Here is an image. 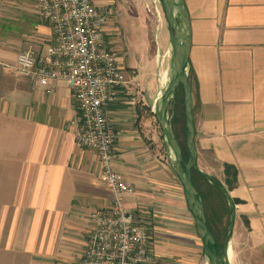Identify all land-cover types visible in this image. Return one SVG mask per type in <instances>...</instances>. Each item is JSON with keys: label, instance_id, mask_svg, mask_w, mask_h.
I'll return each mask as SVG.
<instances>
[{"label": "crops", "instance_id": "crops-1", "mask_svg": "<svg viewBox=\"0 0 264 264\" xmlns=\"http://www.w3.org/2000/svg\"><path fill=\"white\" fill-rule=\"evenodd\" d=\"M185 3L198 162L226 188L236 174L228 191L232 244L240 259L264 264V0ZM51 40L35 0H0V264H82L90 214L112 204L96 152L76 142L71 88L57 80L51 90L16 70L19 52L44 51ZM136 81L109 108L118 133L114 168L133 187L125 203L149 225L152 264H205L184 187L154 125L165 81L148 99Z\"/></svg>", "mask_w": 264, "mask_h": 264}, {"label": "built area", "instance_id": "built-area-1", "mask_svg": "<svg viewBox=\"0 0 264 264\" xmlns=\"http://www.w3.org/2000/svg\"><path fill=\"white\" fill-rule=\"evenodd\" d=\"M35 2L52 40L44 51L30 47L19 52L16 70L44 86L60 80L71 88L77 102L76 142L96 152L103 165L100 177L113 194L109 208L90 214L94 226L82 264L155 263L149 225L125 203L133 187L114 168L118 133L109 108L132 90L109 38L112 10L98 0Z\"/></svg>", "mask_w": 264, "mask_h": 264}, {"label": "water", "instance_id": "water-1", "mask_svg": "<svg viewBox=\"0 0 264 264\" xmlns=\"http://www.w3.org/2000/svg\"><path fill=\"white\" fill-rule=\"evenodd\" d=\"M159 3L164 12L170 34V64L163 91L154 104V115L162 130L163 143L169 163L184 187L188 207L203 242L205 264H232L230 252L236 221L235 202L227 189L219 184L213 176L201 169L198 162L195 140L194 94L189 73L192 46V27L189 12L185 0H159ZM181 85L184 89L185 98L188 160L184 157L183 148L173 129L176 93ZM194 169L219 188L228 200L231 216L223 245L219 244L209 227L203 197L193 182L192 172Z\"/></svg>", "mask_w": 264, "mask_h": 264}, {"label": "rangeland", "instance_id": "rangeland-1", "mask_svg": "<svg viewBox=\"0 0 264 264\" xmlns=\"http://www.w3.org/2000/svg\"><path fill=\"white\" fill-rule=\"evenodd\" d=\"M98 2L112 10L113 16L107 30L112 36L111 39L115 41L114 46L119 50L121 55L119 62L127 78L137 80L136 85L141 92H145V99L153 92L160 94L159 86L162 80L165 81L170 64L168 43L170 34L159 0H98ZM153 80H156L158 85H154ZM154 125L160 129L156 119ZM160 132L162 135L161 129ZM181 135L184 139L183 134ZM161 142L163 143V137ZM236 249L237 247L232 244V264H250L244 258H239Z\"/></svg>", "mask_w": 264, "mask_h": 264}, {"label": "trees", "instance_id": "trees-1", "mask_svg": "<svg viewBox=\"0 0 264 264\" xmlns=\"http://www.w3.org/2000/svg\"><path fill=\"white\" fill-rule=\"evenodd\" d=\"M174 113L173 129L179 143L183 148L184 157L186 160H188L189 152L186 145L187 127L185 115V98L182 85L178 88L176 93ZM181 134H183L184 139L182 138ZM192 177L196 188L203 197L209 227L219 244L223 245L231 216V208L229 207L228 200L219 188L214 186L197 170H193ZM213 178L226 188L222 182H220L215 177ZM235 183L236 174L232 179L229 180L228 188H226L227 191H229V189L233 187Z\"/></svg>", "mask_w": 264, "mask_h": 264}, {"label": "flooded vegetation", "instance_id": "flooded-vegetation-1", "mask_svg": "<svg viewBox=\"0 0 264 264\" xmlns=\"http://www.w3.org/2000/svg\"><path fill=\"white\" fill-rule=\"evenodd\" d=\"M112 16L113 15H111V18H112ZM109 38H112V36L110 35V33H109ZM112 40V39H111ZM113 41V40H112ZM115 44V41H113V45ZM115 47V46H114ZM116 48V47H115ZM117 49V48H116ZM117 51H118V54H119V50L117 49ZM121 55L119 54V57H120Z\"/></svg>", "mask_w": 264, "mask_h": 264}, {"label": "bare ground", "instance_id": "bare-ground-1", "mask_svg": "<svg viewBox=\"0 0 264 264\" xmlns=\"http://www.w3.org/2000/svg\"><path fill=\"white\" fill-rule=\"evenodd\" d=\"M231 253V252H230Z\"/></svg>", "mask_w": 264, "mask_h": 264}]
</instances>
